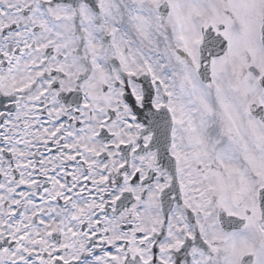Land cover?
Listing matches in <instances>:
<instances>
[{"label":"snow or ice","instance_id":"obj_1","mask_svg":"<svg viewBox=\"0 0 264 264\" xmlns=\"http://www.w3.org/2000/svg\"><path fill=\"white\" fill-rule=\"evenodd\" d=\"M0 264H264V0H0Z\"/></svg>","mask_w":264,"mask_h":264}]
</instances>
